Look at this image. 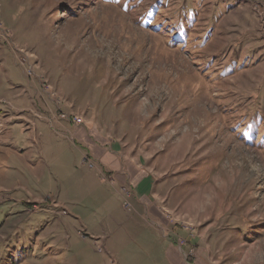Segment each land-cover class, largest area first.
<instances>
[{"label":"rangeland","instance_id":"rangeland-1","mask_svg":"<svg viewBox=\"0 0 264 264\" xmlns=\"http://www.w3.org/2000/svg\"><path fill=\"white\" fill-rule=\"evenodd\" d=\"M158 1L154 31L113 3L0 0V264H264V145L241 135L264 128V0L136 12ZM182 14L187 40L165 31ZM73 117L142 156L163 231L88 165Z\"/></svg>","mask_w":264,"mask_h":264},{"label":"crops","instance_id":"crops-1","mask_svg":"<svg viewBox=\"0 0 264 264\" xmlns=\"http://www.w3.org/2000/svg\"><path fill=\"white\" fill-rule=\"evenodd\" d=\"M72 125L73 129L70 136H74L84 144L82 153L88 157V160L92 163V168H95L99 172L101 178L104 177L110 180V182H116V184H119L125 190L128 198L131 200L130 203L132 204L134 215L137 217L145 216L142 211L143 208L150 210L149 213L152 215L146 216L148 218L147 222L157 227L158 230H162L161 226L158 227L159 223L152 220L154 215H159V212L153 208L152 201L150 200V193L158 180L151 173L150 169L146 168V162H143L142 156L137 157V159L133 156L134 153L128 156L125 154L127 152L120 149L119 146H111V143H108L105 137L96 132L89 130L88 135L82 126L80 127L82 130H79L77 125ZM115 144L118 145L117 143ZM128 216L131 217L130 214ZM200 255H194L192 262L183 260L181 255H178L176 260H171L174 264H211L200 257Z\"/></svg>","mask_w":264,"mask_h":264},{"label":"trees","instance_id":"trees-1","mask_svg":"<svg viewBox=\"0 0 264 264\" xmlns=\"http://www.w3.org/2000/svg\"><path fill=\"white\" fill-rule=\"evenodd\" d=\"M100 2L113 3L119 6L123 11H130L140 26L148 27L154 31H159L164 25L163 22L169 20L168 17H161L162 5H165L161 1L155 2L153 6L145 10L143 14H138L136 12V5L139 3V0H84L83 4L89 5ZM192 26L190 20L186 21V15L182 14L181 17H178L173 23L166 24L167 28H165V31L177 29L180 38L187 40V37L191 35L190 29ZM241 135L248 144L257 145L259 147L264 145V128L261 127L260 123L250 122L249 124H245Z\"/></svg>","mask_w":264,"mask_h":264},{"label":"built area","instance_id":"built-area-1","mask_svg":"<svg viewBox=\"0 0 264 264\" xmlns=\"http://www.w3.org/2000/svg\"><path fill=\"white\" fill-rule=\"evenodd\" d=\"M70 119H71V122H72L73 124H75V125H79V124L82 122L81 119L78 118V117H73V119H72V118H70ZM88 165H89L90 167L92 166L90 162H89Z\"/></svg>","mask_w":264,"mask_h":264}]
</instances>
